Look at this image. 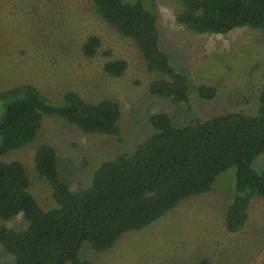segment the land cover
<instances>
[{"label": "trees", "instance_id": "16d2710c", "mask_svg": "<svg viewBox=\"0 0 264 264\" xmlns=\"http://www.w3.org/2000/svg\"><path fill=\"white\" fill-rule=\"evenodd\" d=\"M176 1L182 6L176 19L191 31L225 34L249 26L264 32V0ZM93 4L99 16L134 41L146 68L162 75L148 84L150 94L184 104L192 112L198 110L195 102L217 96L216 87L193 82L183 59L164 46L153 0H93ZM99 44L98 37H91L85 53L93 55ZM126 67L127 62L118 59L106 62L104 71L119 76ZM0 102V246L13 256L12 264H92L78 256L82 242L108 249L124 233L151 224L182 199L211 190L216 178L230 169H234V193L226 228L234 232L246 223L253 195L264 207V169L251 166L264 153V86L254 114L229 110L212 117L195 116L186 124L175 123L164 112L151 114L150 132L130 150H125L122 114L115 100L88 102L68 91L56 103L23 84L0 90ZM44 116L62 118L87 133L111 135L121 148L92 171L85 186L72 190L59 177L55 149L40 144L34 170L52 190L55 205L49 209L31 193L22 163L1 159L33 140ZM19 213L25 228L15 230L3 223Z\"/></svg>", "mask_w": 264, "mask_h": 264}, {"label": "rangeland", "instance_id": "374dc122", "mask_svg": "<svg viewBox=\"0 0 264 264\" xmlns=\"http://www.w3.org/2000/svg\"><path fill=\"white\" fill-rule=\"evenodd\" d=\"M153 1L164 46L183 59L193 82L218 91L212 100L195 102L199 111L148 92V84L162 75L146 68L134 41L99 16L93 0H0V90L30 84L56 103L68 91L88 102L115 100L125 150L150 132L149 116L154 113H167L177 124L229 110L256 113L264 86V32L243 26L225 34L197 33L177 21L179 2ZM91 37H98L100 44L89 56L84 47ZM118 59L127 62L124 73L107 74L105 63ZM42 143L55 149L59 177L72 190L85 186L92 171L121 149L111 135L87 133L62 118L44 116L33 140L1 159L22 163L29 189L45 209L55 202L50 186L34 170L35 150ZM251 166L264 169V153ZM233 179L234 169L221 173L211 190L182 199L151 224L124 233L108 249L82 242L78 256L92 264H264V207L258 195L251 197L248 219L239 230L225 226ZM3 223L15 230L26 226L22 213ZM13 261L0 246V264Z\"/></svg>", "mask_w": 264, "mask_h": 264}]
</instances>
